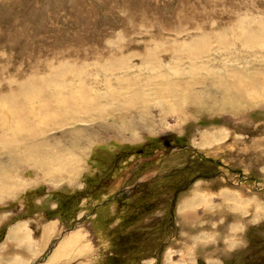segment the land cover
Wrapping results in <instances>:
<instances>
[{
  "label": "rangeland",
  "instance_id": "374dc122",
  "mask_svg": "<svg viewBox=\"0 0 264 264\" xmlns=\"http://www.w3.org/2000/svg\"><path fill=\"white\" fill-rule=\"evenodd\" d=\"M263 83L264 0H0V264H264Z\"/></svg>",
  "mask_w": 264,
  "mask_h": 264
},
{
  "label": "bare ground",
  "instance_id": "6f19581e",
  "mask_svg": "<svg viewBox=\"0 0 264 264\" xmlns=\"http://www.w3.org/2000/svg\"><path fill=\"white\" fill-rule=\"evenodd\" d=\"M242 38H241V40H242V43L244 44V45H246V46H252V44L253 43H255L254 41H253V39H252V32L249 30H245V31H242V36H241ZM232 73V72H231ZM242 74V73H241ZM250 77H247V79H249ZM240 79H242V76L241 77H239V78H237V82H236V84H235V86H234V90H233V94H237V97L239 98V99H243L245 96H246V94L245 93H247V95H250L251 93L248 91V89H247V87L245 86V84L243 83V81H239ZM243 80V79H242ZM254 82H255V80H254V77L253 78H251L249 81H248V85H254ZM57 83V82H56ZM246 83V82H245ZM263 87H264V83H263ZM242 88H245V90H243ZM251 88V87H250ZM257 88V87H256ZM81 89V88H80ZM35 90V89H34ZM33 90V92H31L30 94H31V96H29L28 98L26 97V99H30V100H33V98L34 99H38L36 96H37V94L36 93H39L38 91H34ZM37 90V89H36ZM258 91V90H257ZM261 91H262V89H261ZM232 92V91H231ZM256 92V91H255ZM254 92V93H255ZM261 94V93H260ZM264 94V93H263ZM81 96V95H80ZM229 96V95H228ZM233 96V95H232ZM250 96H252V95H250ZM23 97H24V95H23ZM236 97V96H235ZM255 98V97H254ZM64 99V98H63ZM80 99V98H79ZM40 99H38V101H39ZM62 100V99H61ZM64 100H66V98L64 99ZM68 100V99H67ZM81 100V99H80ZM79 100V101H80ZM258 101V100H257ZM82 102H86V99H83V101ZM65 103V102H64ZM61 106H62V109H63V106L64 105H66V107H67V103L66 104H62V103H59ZM40 105V104H39ZM43 105V104H42ZM59 105V106H60ZM69 105V104H68ZM70 106V105H69ZM9 108H8V112H9V114H11L12 116H14V117H16L17 116V114L18 113H21L22 111H24V110H29V113H33V112H36V113H33L34 115H38V114H40L41 112H43L44 110H43V108H44V106H41L40 105V108H38L37 109V111H35V110H33V109H31L30 107H29V103H27V104H25V103H23V105H18L17 103H13L12 105L10 104L9 106H8ZM65 107V106H64ZM65 107V108H66ZM72 108V107H71ZM67 109V108H66ZM33 110V111H32ZM64 110V109H63ZM73 110V109H72ZM69 111L71 112V109H69ZM69 112V113H70ZM73 112V111H72ZM67 114V113H66ZM10 115V116H11ZM53 115H56V114H53ZM70 115V114H69ZM51 117V116H50ZM71 117V116H70ZM17 121H15V125H18L20 128H21V126H22V124H23V120L22 119H20L18 116H17ZM73 120V119H72ZM18 127V128H19ZM15 128V127H14ZM19 227V226H18ZM15 228V227H14ZM13 229V228H12ZM23 230V229H22ZM78 238H80V237H78ZM76 243H77V237L75 236V237H73L70 241H67V242H65V243H63V245L61 246V248H62V252H61V255L64 253V251L66 252V250H69V249H71V247L73 246V245H76ZM68 254V253H67ZM59 256H60V254H59ZM64 256V255H63ZM61 257V256H60ZM60 257H57V259L58 258H60ZM67 258V257H66ZM56 259V258H55ZM56 259V260H57ZM53 260H54V258H53Z\"/></svg>",
  "mask_w": 264,
  "mask_h": 264
},
{
  "label": "crops",
  "instance_id": "0c3cea01",
  "mask_svg": "<svg viewBox=\"0 0 264 264\" xmlns=\"http://www.w3.org/2000/svg\"><path fill=\"white\" fill-rule=\"evenodd\" d=\"M72 233H73L74 237H75V236L77 237V243H76V245H73V246L71 247V249L74 248V247H77V244H78V242H79L78 237H80V236L83 235V232L81 231V229H80V230L78 229V230H76V231H73ZM63 243H65V242H63ZM63 243L61 244V246L63 245ZM61 246L59 247V249H56V252H55L53 255H51V256L49 257L48 261H47L45 264H48L49 262H52V261L56 260L57 257H59V254H60V256L62 257L61 259H68V258L70 257V256H67V255H64V256L61 255V252H62V248H61ZM71 249H70V250H71ZM70 250H66V252L64 251V254L69 253ZM66 257H67V258H66ZM53 258H54V260H53ZM55 258H56V259H55ZM61 259H60V260H56L55 263L60 262ZM55 263H54V264H55Z\"/></svg>",
  "mask_w": 264,
  "mask_h": 264
}]
</instances>
